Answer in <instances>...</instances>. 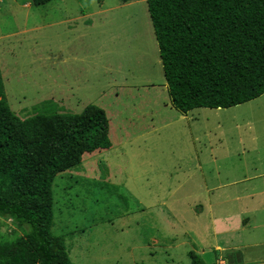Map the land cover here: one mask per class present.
<instances>
[{"label": "rangeland", "instance_id": "obj_1", "mask_svg": "<svg viewBox=\"0 0 264 264\" xmlns=\"http://www.w3.org/2000/svg\"><path fill=\"white\" fill-rule=\"evenodd\" d=\"M0 69L21 118L44 100L72 113L94 104L108 117L111 146L53 183L51 230L72 264H191L190 253L214 264L216 245L227 264H264V93L177 110L146 0H0ZM205 182L215 192L246 186L247 197L207 198ZM229 208L238 220L219 232L214 218ZM25 229L0 218L3 239Z\"/></svg>", "mask_w": 264, "mask_h": 264}, {"label": "trees", "instance_id": "obj_2", "mask_svg": "<svg viewBox=\"0 0 264 264\" xmlns=\"http://www.w3.org/2000/svg\"><path fill=\"white\" fill-rule=\"evenodd\" d=\"M146 3L177 110L229 108L264 93V0ZM110 146L108 117L94 104L72 113L44 100L19 117L6 99L0 69V218L29 227L11 240L0 237V264H72L63 237L51 230L53 183L78 167L85 153ZM189 256L191 264H206Z\"/></svg>", "mask_w": 264, "mask_h": 264}, {"label": "crops", "instance_id": "obj_3", "mask_svg": "<svg viewBox=\"0 0 264 264\" xmlns=\"http://www.w3.org/2000/svg\"><path fill=\"white\" fill-rule=\"evenodd\" d=\"M196 165L199 169H201L203 167V165L201 164L200 161H198V163ZM247 178H249V177L244 176L243 178L240 179L241 181L238 179H235L234 181L230 182V185L238 184L240 182L243 183V180L247 179ZM192 184L193 183H191L190 185H192ZM201 189H203V191L207 194V198H210L209 197L210 193H212L214 195L217 194V195H221V196H229V194L234 191V193H236V194L234 195V197L231 198V201L238 200L240 198H246L247 197L246 194L248 193L246 191V190H248V187H246V186H243V187L236 189V190H234L233 188H230V189L224 188L220 192H215V191H217V188L209 186L207 182L203 183V185L201 186ZM261 192L263 193L264 191H260V193ZM226 201H227V199H226ZM231 201H229V202H231ZM229 202H227V203H229ZM213 204L214 203L210 202L208 204L209 208L211 206H213ZM217 205H218V203H217ZM246 205L247 204L245 202V204L243 205L244 208L242 209V212H245ZM232 210H233V208L222 210V212L225 214V217L214 218L216 228L219 232H226L229 229V227L238 220V218H235L234 215H232V213H231ZM225 221L230 222L231 225L226 223ZM221 251H222V249L220 248V246L216 245L214 248L215 260H216L217 256H220V255L223 256L224 255L223 253H221ZM214 264H215V262H214Z\"/></svg>", "mask_w": 264, "mask_h": 264}, {"label": "built area", "instance_id": "obj_4", "mask_svg": "<svg viewBox=\"0 0 264 264\" xmlns=\"http://www.w3.org/2000/svg\"><path fill=\"white\" fill-rule=\"evenodd\" d=\"M215 264H227V261L220 255L216 258Z\"/></svg>", "mask_w": 264, "mask_h": 264}]
</instances>
